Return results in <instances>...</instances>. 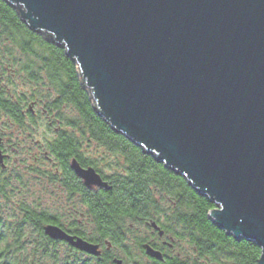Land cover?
Here are the masks:
<instances>
[{"label":"water","instance_id":"obj_1","mask_svg":"<svg viewBox=\"0 0 264 264\" xmlns=\"http://www.w3.org/2000/svg\"><path fill=\"white\" fill-rule=\"evenodd\" d=\"M8 1L65 49L115 132L213 203L210 220L255 243L264 264V0ZM72 166L86 184L105 185ZM44 232L101 253L56 226Z\"/></svg>","mask_w":264,"mask_h":264},{"label":"trees","instance_id":"obj_2","mask_svg":"<svg viewBox=\"0 0 264 264\" xmlns=\"http://www.w3.org/2000/svg\"><path fill=\"white\" fill-rule=\"evenodd\" d=\"M12 64L18 66V74L24 75L30 84H37L32 87L36 90L31 99H42L46 114L54 115L61 122L58 131H51L56 140H52L51 149H47L50 154H71L72 146L78 142L81 150L88 146L91 151L102 148L103 152L110 154L111 190L95 193L89 208L96 227L92 241L108 239L114 247L122 248L128 257L143 253L142 242L138 238L135 253L133 247L124 244L126 233L131 230L130 225L141 226L143 221L160 210L163 203L166 204L163 201L169 200L172 204L169 232L177 243L184 241L189 244L198 260L180 256L167 260L166 264H259L261 249L255 243L235 240L210 220L209 213L215 207L213 203L199 195L183 177L177 176L163 163H156L151 155L116 133L94 110L78 66L65 49L31 29L21 18L17 4L0 0V120L5 119L2 129L8 131L6 138L10 144H13L11 138L16 139L17 136L29 139L32 128L37 126L26 103L28 97H23L17 88L8 90L12 85L9 80L12 73L9 71V75L6 68ZM29 150L23 149V152L29 154L32 151ZM42 152L41 149L39 157ZM28 172L40 177V170L32 168ZM15 176L20 179L17 173ZM32 191L22 188V192L30 193L31 197L30 201L17 203L16 210H20L24 218L16 221L15 235L11 239L0 238V264H27L29 255L57 259L58 248L43 235L44 225L49 220L47 212L42 209L41 196ZM155 214L158 216L157 212ZM24 222L28 223L37 239L30 254L27 252ZM8 245L10 250L14 247L13 252L9 251ZM63 257L56 263L60 261L58 264H62ZM94 260L95 264L111 263L107 257L102 262ZM137 263L149 264L142 260Z\"/></svg>","mask_w":264,"mask_h":264},{"label":"flooded vegetation","instance_id":"obj_3","mask_svg":"<svg viewBox=\"0 0 264 264\" xmlns=\"http://www.w3.org/2000/svg\"><path fill=\"white\" fill-rule=\"evenodd\" d=\"M6 69L9 74V71H11L10 67ZM29 86L35 87L37 84L31 82V84L29 83ZM42 101L43 100L40 98H35L33 100L30 96L26 101L28 109L31 112L30 115H33V122L37 123L39 121L41 124H44L49 135V138H45L46 143L43 144L44 151L41 154L46 160L45 169L40 170V178L45 181L44 187H46V189L44 187V189L42 188L43 191L41 190V201L42 204L43 202L55 204L57 208L61 209V212H58L59 214H54L45 210V212H47L46 216L49 220L45 223L44 227L47 225H53L61 229L70 237L81 238L91 244L98 245L101 253L99 256H92L79 251L67 241L51 239L45 234L44 228L43 235L54 243L53 245L58 248V252L59 250L62 252L64 256L62 264H83L84 262V264H95L96 260L94 259H99L100 262H102L105 257L110 258V264H116V261H121L122 264H138V261H131V257H128L123 252L122 248L114 247L108 239L102 241L98 240V242L91 240L96 234V227L89 208L95 199V193L111 190V178L113 177L111 173L112 161H107L102 157L96 158L95 152L91 151L88 146L85 147L84 150H81L80 148L82 146L79 142L72 146L73 149L71 147L73 150L71 154L67 152H60L58 156L50 154L47 149L51 147L52 140H56L50 132L58 131L61 122L56 120L54 115L50 117V115L46 114L45 108L41 104ZM37 114H42L44 118ZM37 118L40 120H37ZM2 128L3 126L0 128V151L3 156L4 166L0 165V238L6 237L11 239L15 235L16 221L24 218L23 215H21V211L16 210V207H18L21 202L17 205L18 200L15 197H17V195H22V193H26L22 192L23 187H25V191H30L29 178L31 174L24 169L11 166L12 163L14 164V158L12 156L13 147L9 144V138H6V133H8V131L6 129L3 130ZM74 162L82 170L93 169L105 185L86 184L85 179L80 177L73 169L72 165ZM155 162L159 164L156 159ZM16 173L20 176L19 180L15 176ZM16 181L19 182V184H17ZM21 181H26V183L23 184ZM21 201L27 202L28 197L26 196ZM166 201H168V203L166 202V206L168 207L166 209L169 211L172 208V204L169 200ZM164 211L165 210L160 207V210L156 211L158 216L155 214L156 212H154L153 217L147 218L143 221L141 227L144 226L146 228L144 232L145 234L142 233V229L139 237H135L141 240L143 246V253H138L137 256H140L143 260L145 258L151 264H166L167 260H172L175 257L181 256L180 253H175L174 235L169 232L171 224L168 223L169 217L163 215ZM162 217L165 218L164 222L161 221ZM24 223L27 232V252L30 254L32 253V247L36 246V244H34L35 241H32L29 237V234H31L30 226L27 222ZM130 227L132 230L135 226L130 225ZM134 242V245H136V239ZM146 246H150L155 251L160 252L162 256L161 260L148 256L145 250ZM7 248L9 251H14V247L10 250V245H8ZM80 256L86 260H79Z\"/></svg>","mask_w":264,"mask_h":264},{"label":"rangeland","instance_id":"obj_4","mask_svg":"<svg viewBox=\"0 0 264 264\" xmlns=\"http://www.w3.org/2000/svg\"><path fill=\"white\" fill-rule=\"evenodd\" d=\"M10 69H11L12 76L9 77V80H11L12 85L9 86L8 90L14 91L17 88L18 92L20 94H22L23 97H29V96L31 97L33 91L36 89H32V87L29 86V81L26 80L24 75L18 74V71H17V70H19L18 66H16L15 64H12L10 66ZM16 72H17V74H16ZM37 115H40V117L44 118L42 114H37ZM37 120H40V119L37 118ZM4 122H5V119L0 120V128L4 125ZM36 124H37V126L35 128H32L33 129L32 134H31V136H29V139L25 140V139H23L22 136H17L16 139L11 138L12 139L11 143H13V144H10V143L9 144L11 146L12 145L14 146L13 154H12V156L14 158V164L11 162L12 167L24 169L26 172H28L32 168L34 170H44L45 169L46 160L42 156L40 158L39 154H40V150H41L40 148H42V150L44 151L43 144L45 143V138H49V135L47 133V130H46L44 124H41L39 121ZM50 133H52V132H50ZM15 146H16V149H15ZM27 148H30L32 150V151L29 150V151H31L29 153L30 155L26 152L25 153L23 152V149H27ZM93 152H95L96 158L102 157L107 161L109 160L108 158H110V156H109L110 154L106 153L105 151L103 152L102 148H99V149L95 148L93 150ZM35 157H37L38 159L37 160L34 159ZM109 161H111V160H109ZM29 179H30L29 188L33 189L32 192L35 195L41 196V190L45 185V181L43 179H41L40 177L36 178V174H34V173H33V175L30 176ZM22 183L25 184L26 181H22ZM44 188L46 189V187H44ZM25 195L28 197V200L30 201V197H31L30 195L31 194L30 193L28 194V192H26L25 194L22 193V195H20V196L17 195V197H15L18 200L17 201L18 204L21 202L22 199L25 198ZM42 195H43V193H42ZM165 202L168 203V201H166V200H165ZM42 206H44V207H42V209L49 211L51 213H54V214H56V213L59 214L58 212H61V209L57 208V206L55 204L43 202ZM161 208L163 210H165L163 215L165 217H169L170 210L168 211V209H166V208H168L166 206V204L163 203ZM161 221L164 222L165 218L162 217ZM168 223H170L169 218H168ZM172 228H174V231L177 232V230H176L177 228L174 225ZM145 229L146 228L144 226H142V227L141 226H135L134 229L130 230L127 233V237H126L127 239L125 240L124 244L128 245L130 247H133V249H132L133 253L137 252V249L135 248L136 245H134V243H135L134 240L136 239L135 237L136 236L139 237L141 230H142V233L145 234L144 233ZM29 237L32 241H35L37 243V239L35 237H33L32 232H31V234H29ZM175 250H176L175 253H180L181 256H183V257H186V258L189 257V259L193 260V261L198 260V258L195 255L192 247L184 241L180 242V243H177L175 241ZM58 253L59 254L57 255V259L59 260V259H61V257H63V254H62V252H60V250ZM80 258L82 260H86V259H83L81 256H80ZM57 259H53L50 256L49 257H45V256L44 257L43 256L34 257L32 255H29V262H27V264H58V263H60V261L58 263H56ZM138 260H142V261H144V263H145V261H147L145 258H144V260L141 259L140 256L134 255L131 257V261L137 262ZM146 263L150 264V262H148V261ZM201 263H203V262H201Z\"/></svg>","mask_w":264,"mask_h":264}]
</instances>
